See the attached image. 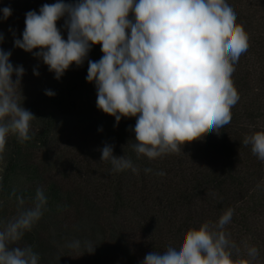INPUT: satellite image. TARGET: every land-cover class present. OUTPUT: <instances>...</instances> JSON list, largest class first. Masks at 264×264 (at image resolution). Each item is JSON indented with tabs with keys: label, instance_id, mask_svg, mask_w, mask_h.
<instances>
[{
	"label": "trees",
	"instance_id": "1",
	"mask_svg": "<svg viewBox=\"0 0 264 264\" xmlns=\"http://www.w3.org/2000/svg\"><path fill=\"white\" fill-rule=\"evenodd\" d=\"M55 2L0 0V49L11 52L14 67L25 69L17 95L36 117L32 139L20 143L10 135L0 153V220L17 215L13 191L24 197V207L32 206L37 188L48 200L47 211L19 246L31 245L39 264H142L148 253H162L187 230L217 221L231 207L234 214L225 230L239 248L234 258H247V247L255 246L259 256L252 264H264V162L242 143L246 135L264 131V0H226L250 45L234 64L232 80L240 99L231 109V122L186 142L179 154L153 160L138 158L131 147L135 117H122L117 125L96 106L97 89L86 76L88 61L103 55L100 44L60 79L34 55L40 49L29 53L14 47V40L22 39L26 13ZM4 7L12 10L6 20ZM65 19L57 27L67 40ZM105 143L114 145V155L130 158L138 173L113 172L109 162L101 161ZM75 240L81 242L79 250L68 247Z\"/></svg>",
	"mask_w": 264,
	"mask_h": 264
},
{
	"label": "clouds",
	"instance_id": "2",
	"mask_svg": "<svg viewBox=\"0 0 264 264\" xmlns=\"http://www.w3.org/2000/svg\"><path fill=\"white\" fill-rule=\"evenodd\" d=\"M2 12L4 20L12 14L10 7ZM62 17L67 40L57 27ZM236 21L237 13L226 0H57L41 6L39 13H26L22 39H15L14 47L29 53L40 49L34 55L60 79L73 63H84L92 45L100 44L103 55L88 61L86 76L95 83L96 106L115 117L117 125L122 117H135L131 147L138 158L153 160L179 154L186 142L231 122V109L240 99L232 80L234 64L250 46L248 33ZM10 56L0 49V153L10 135L20 143L31 140L36 118L20 103L17 89L25 69L14 67ZM34 75H39L35 69ZM45 94L55 95L51 90ZM242 143L264 162V131L246 135ZM113 148L105 143L101 161L109 162L113 172L138 173L133 161L114 155ZM12 195L17 215L0 220V264H39L32 246L19 242L47 211V196L37 188L32 206L24 207V197L15 191ZM233 214L230 207L217 221L190 228L162 253H148L142 264H252L259 256L255 246L247 247V258H234L239 248L225 230ZM68 247L79 250L81 242ZM85 247L94 252L90 243Z\"/></svg>",
	"mask_w": 264,
	"mask_h": 264
}]
</instances>
